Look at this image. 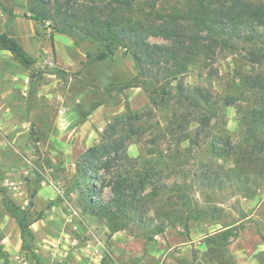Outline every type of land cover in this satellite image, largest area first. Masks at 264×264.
<instances>
[{"label":"rangeland","instance_id":"obj_1","mask_svg":"<svg viewBox=\"0 0 264 264\" xmlns=\"http://www.w3.org/2000/svg\"><path fill=\"white\" fill-rule=\"evenodd\" d=\"M68 3L75 12L86 0ZM133 3L140 16L152 6L184 9L187 0ZM17 5L37 45L47 44L30 55V67L0 49V216L11 215L8 200L30 224L20 236L19 264H264V35L200 53L180 77L188 95L181 99L176 81L149 84L157 93L136 87L144 78L125 48L96 60L100 42L75 31L63 34L56 49L51 20L35 22L28 0H0V32H12ZM116 119L135 165L147 161L154 185L166 187L149 200L144 223L111 233L83 210L68 182L78 155ZM156 168L162 171L154 175ZM99 185L100 179L99 196L107 199L109 186ZM160 222L164 230L156 233ZM230 225L211 252L205 236Z\"/></svg>","mask_w":264,"mask_h":264},{"label":"trees","instance_id":"obj_2","mask_svg":"<svg viewBox=\"0 0 264 264\" xmlns=\"http://www.w3.org/2000/svg\"><path fill=\"white\" fill-rule=\"evenodd\" d=\"M51 1L28 0L27 10L35 22L51 20L52 32L72 34L78 31L98 40L101 48L96 60L112 56L119 47L125 48L135 62L138 74L144 78L143 82L135 84L136 87L157 93L158 86L150 89L148 85H161L162 80L176 81L181 99L188 95L180 77L200 53L236 48L232 43L235 39L255 41L264 35L259 31V27L264 26V4L248 0H187L184 9L159 12L152 6L141 17L136 15L133 0H86V4L75 12L69 11L68 0ZM244 27L248 32L240 34ZM149 36H159L167 43H151ZM0 49L9 51L25 67L33 63V58L21 44L6 32H0ZM196 90L203 101L209 103V97ZM116 120L105 127L96 143L78 155L75 171L68 182L78 189L83 210L104 222L111 233L125 229L133 222L144 223L149 200L166 187L159 181L154 185L149 167L146 168L147 161L142 162L141 168L135 165L137 159L127 153L129 138L119 133L118 125L122 122ZM209 120L210 116L205 115L199 118V123L208 125ZM161 171L156 168L154 175ZM103 173L110 177L105 180L100 177ZM98 179L99 188L104 185L110 188L111 195L107 199L99 196ZM5 204L24 239L30 232V224L17 206H12L8 200ZM231 228L227 226L205 236L211 252L216 251L211 244L226 240ZM153 229L156 233L164 230L161 222Z\"/></svg>","mask_w":264,"mask_h":264},{"label":"crops","instance_id":"obj_3","mask_svg":"<svg viewBox=\"0 0 264 264\" xmlns=\"http://www.w3.org/2000/svg\"><path fill=\"white\" fill-rule=\"evenodd\" d=\"M21 7L19 5L15 6L13 13L16 14V17L12 21V32L8 33L10 36H13L24 48V50L29 55H37L42 51H46L47 44L44 43V46L41 50V47L37 45V37L33 34L31 26L25 27L23 19L18 15ZM3 10V9H1ZM5 12V11H3ZM29 25V24H28ZM64 35L61 33H55V48H58V41L62 40ZM4 50V49H2ZM232 227V225H230ZM0 243H2L1 250H3L5 256L3 255L0 259L9 260L15 264H19V250L21 245V235H19V226L15 217L13 218L7 211L2 213L0 216Z\"/></svg>","mask_w":264,"mask_h":264},{"label":"built area","instance_id":"obj_4","mask_svg":"<svg viewBox=\"0 0 264 264\" xmlns=\"http://www.w3.org/2000/svg\"><path fill=\"white\" fill-rule=\"evenodd\" d=\"M64 113V109H60V114L63 115Z\"/></svg>","mask_w":264,"mask_h":264}]
</instances>
